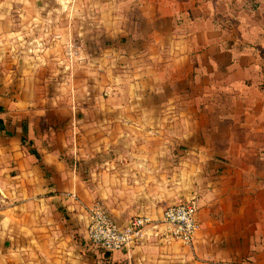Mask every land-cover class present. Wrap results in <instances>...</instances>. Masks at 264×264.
Here are the masks:
<instances>
[{
	"label": "crops",
	"instance_id": "crops-1",
	"mask_svg": "<svg viewBox=\"0 0 264 264\" xmlns=\"http://www.w3.org/2000/svg\"><path fill=\"white\" fill-rule=\"evenodd\" d=\"M52 8L78 55L55 33L30 70L0 50V264H264V0ZM192 197V245L159 226L118 251L90 240L81 205L125 226Z\"/></svg>",
	"mask_w": 264,
	"mask_h": 264
},
{
	"label": "built area",
	"instance_id": "built-area-1",
	"mask_svg": "<svg viewBox=\"0 0 264 264\" xmlns=\"http://www.w3.org/2000/svg\"><path fill=\"white\" fill-rule=\"evenodd\" d=\"M69 54L78 55L76 45H71ZM68 195L80 202L77 194L68 193ZM81 205L88 216L89 238L103 251L129 249L132 245L147 239L150 229L156 230L159 226L165 227L166 243L181 241L186 245H192L196 233L201 228L197 218L198 203L195 197L167 206L160 220L148 215H139L133 217L125 226L119 225L101 202L88 206L82 203Z\"/></svg>",
	"mask_w": 264,
	"mask_h": 264
},
{
	"label": "rangeland",
	"instance_id": "rangeland-1",
	"mask_svg": "<svg viewBox=\"0 0 264 264\" xmlns=\"http://www.w3.org/2000/svg\"><path fill=\"white\" fill-rule=\"evenodd\" d=\"M79 1L81 0H0V5H2V3L10 4L9 8L4 6L7 10L4 11V8L0 9V17L1 15H6V18H10L13 21L12 24H9L7 27V37L3 39L0 38V50L5 49V51L8 52L10 55L9 62L14 65L17 64L19 59L22 60L24 58L25 63L30 70L33 69V65L37 59L35 58L36 54L41 53L40 51L45 47V43L50 40L49 36L51 37L53 33H55L57 41H61V43L56 45V50L62 51V54H65L66 57L68 55V58H73L72 55H69V53L67 54L66 45L63 43L64 41H62L60 35L64 33V27L58 26V22L55 29L53 26L49 27V24L52 22L50 23L46 19H49V17L61 18L63 22L64 18L68 17V15L65 14V11L57 10L56 8L54 10L52 6L56 7L61 3L69 4ZM23 3H25L24 10L21 9ZM34 3H48L50 6L41 5L38 6L41 9H37V6H34ZM77 16L79 17V15H76V17ZM17 18L21 20L17 22ZM33 18L36 19L33 21ZM44 20H46V24L40 26L43 24L42 21ZM51 40L54 41L53 39ZM52 41H50L51 45ZM70 47L71 45L68 47V52ZM76 60L78 61L79 59L77 58ZM61 65H64V63L62 62Z\"/></svg>",
	"mask_w": 264,
	"mask_h": 264
},
{
	"label": "trees",
	"instance_id": "trees-1",
	"mask_svg": "<svg viewBox=\"0 0 264 264\" xmlns=\"http://www.w3.org/2000/svg\"><path fill=\"white\" fill-rule=\"evenodd\" d=\"M4 108L2 106H0V112H3ZM6 126H5V122L2 118H0V132L2 130H5ZM36 154V153H35Z\"/></svg>",
	"mask_w": 264,
	"mask_h": 264
}]
</instances>
